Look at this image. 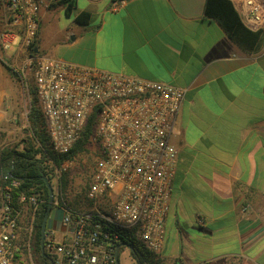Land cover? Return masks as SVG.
<instances>
[{
  "label": "crops",
  "instance_id": "1",
  "mask_svg": "<svg viewBox=\"0 0 264 264\" xmlns=\"http://www.w3.org/2000/svg\"><path fill=\"white\" fill-rule=\"evenodd\" d=\"M231 1L244 22L245 0ZM205 4L77 0L76 12L92 14L80 26L56 0H41L37 52L184 90L171 133L178 160L157 264H264V28L246 52L204 16ZM56 209L47 229L61 240L63 212Z\"/></svg>",
  "mask_w": 264,
  "mask_h": 264
},
{
  "label": "built area",
  "instance_id": "2",
  "mask_svg": "<svg viewBox=\"0 0 264 264\" xmlns=\"http://www.w3.org/2000/svg\"><path fill=\"white\" fill-rule=\"evenodd\" d=\"M41 0H2L7 27L0 34L4 50L19 41L36 42ZM242 16L253 31L264 28V0H245ZM118 9V6H114ZM29 56L52 149L65 155L75 146L95 114L91 136L98 160L87 198L92 207L76 211L54 195L63 212L65 233L57 240L46 229L45 245L54 264H116L117 241L133 237L159 253L166 238L178 150L171 133L184 100V90L169 83L120 75L56 58ZM50 164L53 161L50 159ZM70 165L65 160L63 165ZM54 166V165H53ZM55 174H60L55 167ZM40 193L21 196L37 211ZM244 206L243 210H248ZM20 211L10 192L0 206V264H11L18 250ZM128 248V247H127Z\"/></svg>",
  "mask_w": 264,
  "mask_h": 264
},
{
  "label": "trees",
  "instance_id": "3",
  "mask_svg": "<svg viewBox=\"0 0 264 264\" xmlns=\"http://www.w3.org/2000/svg\"><path fill=\"white\" fill-rule=\"evenodd\" d=\"M56 2L64 6L67 16H75L74 20L78 25L87 26L91 23L92 14L89 11L76 12L77 0H56ZM204 16L207 19L218 22L228 37L242 50L251 52L256 49L262 30L253 31L249 29L242 21L239 12L231 0H206ZM10 30L12 28L7 27L4 32ZM36 49L37 44L34 41L31 46L26 48L28 56L36 55ZM7 68L12 70L9 66ZM12 73L14 76H18L16 72L12 71ZM26 77L30 102L29 127L26 131L27 137L22 141L21 145L6 147L1 150L0 164L4 177L0 179V189L2 195L7 192L12 194L13 205L17 210L21 208L20 199L24 194L39 191L43 201L36 211L34 234L31 242L28 243L27 239L19 241L18 250L14 252L11 264L17 261H19V264L20 261L22 263L23 254L27 255L29 252L33 254L38 264H54L46 245L44 253L41 246L43 219L46 214L50 216L54 208V204L50 203L49 190L44 181L45 178L51 179L46 161L52 158L55 162L60 163L62 160L74 159L79 155L89 152L90 146L93 145L91 136L94 131L96 116L92 114L80 139L69 153L65 155L55 153L52 149L33 72L30 70ZM92 173H94L93 170ZM92 179L93 174L91 175V182L87 181L85 186L76 192V188L71 186L72 179L67 174L63 177L64 196L73 210L87 211L92 207L85 193L87 188L90 187ZM121 243H126L132 247V249H128L131 258L137 264H157L155 262V253L149 251L137 239L133 237H121L117 241V245ZM124 248L127 247L122 246L120 248L119 258Z\"/></svg>",
  "mask_w": 264,
  "mask_h": 264
},
{
  "label": "rangeland",
  "instance_id": "4",
  "mask_svg": "<svg viewBox=\"0 0 264 264\" xmlns=\"http://www.w3.org/2000/svg\"><path fill=\"white\" fill-rule=\"evenodd\" d=\"M6 16L2 15L4 23H2L3 26L0 27V34L7 28ZM19 41L20 39L8 50H4L0 44V152L6 147L21 145L22 141L27 137L26 131L29 127L30 102L26 79V75L30 72L29 68L26 66V61L29 56L26 51V47L19 44ZM46 56L51 57L50 55ZM8 66L12 70H9L7 68ZM12 71L16 72L18 76H14ZM97 152L98 146L93 144L90 146L89 152L79 155L74 159H70V165L68 166L65 164L63 165L67 159L60 161V163L55 162L52 158H49L46 161L49 169V175L51 177V181L49 180V182L53 187L54 195L58 193L60 203L65 202L69 206L67 198L64 196L62 185L63 177L67 174V176L72 179L71 186L76 188V192L80 191L85 186L87 181L91 182V175L93 174L92 170L94 172L95 165L99 157ZM50 159L53 161V164H50ZM55 167L60 170L58 177L54 172ZM88 189L89 188H87L85 192L86 197ZM32 193L40 192L35 191ZM88 201L91 202L89 199ZM1 202L2 192L0 189V206ZM20 205L21 208L19 211L21 215L20 232L17 241L18 247L19 241L21 242L27 239L28 243L31 242L34 234V221L36 218V211H34L33 207L29 203L20 202ZM56 213L58 212L56 207H54L50 216L54 217ZM119 261L120 264H137L134 260H132L128 248H124L122 250ZM12 264H19V261L13 262ZM20 264L38 263L33 257V254L29 252L27 255L23 254L22 263L20 261Z\"/></svg>",
  "mask_w": 264,
  "mask_h": 264
},
{
  "label": "water",
  "instance_id": "5",
  "mask_svg": "<svg viewBox=\"0 0 264 264\" xmlns=\"http://www.w3.org/2000/svg\"><path fill=\"white\" fill-rule=\"evenodd\" d=\"M36 52H37V49H36ZM4 177V172H3V169H2V166L0 164V179H2ZM45 183H46V186L49 190V194H50V203H53V200H54V190H53V187L51 185V183L49 182L48 178H45L44 179ZM48 214L45 215L44 219H43V223H42V229H41V246H42V252L44 253L45 251V234H46V229H47V221H48ZM122 246H126L128 247L129 249H132V247L126 243H121L117 246L116 248V253H115V263L116 264H120V261H119V250Z\"/></svg>",
  "mask_w": 264,
  "mask_h": 264
}]
</instances>
